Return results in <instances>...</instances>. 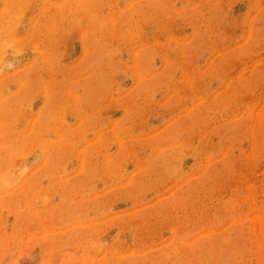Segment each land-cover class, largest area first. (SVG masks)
Masks as SVG:
<instances>
[{"label":"rangeland","instance_id":"374dc122","mask_svg":"<svg viewBox=\"0 0 264 264\" xmlns=\"http://www.w3.org/2000/svg\"><path fill=\"white\" fill-rule=\"evenodd\" d=\"M0 264H264V0H0Z\"/></svg>","mask_w":264,"mask_h":264}]
</instances>
